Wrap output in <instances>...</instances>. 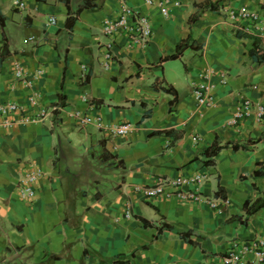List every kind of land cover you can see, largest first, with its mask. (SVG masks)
<instances>
[{
  "label": "crops",
  "instance_id": "0c3cea01",
  "mask_svg": "<svg viewBox=\"0 0 264 264\" xmlns=\"http://www.w3.org/2000/svg\"><path fill=\"white\" fill-rule=\"evenodd\" d=\"M14 1L0 0V49L5 37L9 50L0 61V103L28 104L36 90L41 105L57 109L43 121L0 128V264H206L234 241L264 236V207L250 216L244 210L246 200L264 195V174H252L264 170V140L251 142L264 134V113L257 117V106L264 107V60L249 55L253 38L263 52L264 41L234 28L226 13L262 12L264 0H178L168 17L160 0H90L96 6L81 11L71 29L66 18L84 0H23L24 10ZM124 4L148 17L151 39L142 47L117 34L105 67L103 44L110 38L102 24ZM188 37L197 49L161 61ZM15 63L28 76L38 68L43 74L24 88ZM205 70L215 87L213 106L192 95ZM246 98L250 114L233 122ZM76 110L100 116L104 127L81 125ZM121 122L131 123L127 134L107 129ZM225 142L247 148H223L205 165V149ZM65 153L76 156L74 172L59 166ZM32 160L43 175L30 203L17 195L15 182L20 165ZM195 171L207 176L203 195L227 200L218 202L220 212L172 197L148 201L134 190L159 175Z\"/></svg>",
  "mask_w": 264,
  "mask_h": 264
},
{
  "label": "built area",
  "instance_id": "2783aa9c",
  "mask_svg": "<svg viewBox=\"0 0 264 264\" xmlns=\"http://www.w3.org/2000/svg\"><path fill=\"white\" fill-rule=\"evenodd\" d=\"M146 4H154L153 0H145ZM163 16L168 17L171 14V5L179 4L178 0H160L157 1ZM14 5L18 10L26 9V3L23 0H15ZM229 20L233 23L234 28L254 37H260L264 41V9L262 12L247 9L245 7L234 9H226ZM49 23H55V18L50 17ZM103 33L109 37V41L104 43L102 53L103 65L109 66L112 59L114 38L119 33H124L132 40L133 45L146 46L152 35V27L148 17L135 10L129 5H123L119 15L115 18H105L102 24ZM30 41L31 38H28ZM43 69L38 68L31 76H28L25 69L19 64L14 65V75L16 81L24 88H31L33 81L41 77ZM211 71L205 70L199 74L197 83L192 88V95L199 105L213 106L216 103V94L214 83L210 80ZM85 75H83V78ZM85 77L83 80H85ZM226 81V75L221 74L220 82ZM255 87V86H254ZM251 101L244 99L240 103V107L234 112L232 121L242 115H249L251 111ZM57 109L56 106L45 108L41 105L40 94L34 90L28 104H20L16 101H6L0 103V128H10L16 121L22 123L43 121L47 114H52ZM264 113L262 104L257 106V117L260 118ZM73 117L78 120L81 125L92 124L97 127H104L100 116H89L86 113L76 110ZM131 123L121 122L107 126L110 132L117 135L127 134L130 130ZM19 176L16 178L15 190L20 199L31 201L37 195V185L43 175L40 166L34 161H25L20 165ZM207 176L205 173L195 171L191 175L178 174L175 177L167 175H159L149 185L135 186L134 190L141 192L143 197L152 201L154 199L175 198L187 203L207 204L211 208H215L220 212L218 202L222 201L227 204L226 199L205 196L201 192V187L206 183ZM128 217L129 210H125ZM250 261L264 264V236L256 237L248 241H234L228 249L217 259H210L206 264H249Z\"/></svg>",
  "mask_w": 264,
  "mask_h": 264
},
{
  "label": "trees",
  "instance_id": "16d2710c",
  "mask_svg": "<svg viewBox=\"0 0 264 264\" xmlns=\"http://www.w3.org/2000/svg\"><path fill=\"white\" fill-rule=\"evenodd\" d=\"M65 2L67 3L68 0H65ZM95 6H96V3H91L90 0H84V2L81 5H79V7L75 10V14L74 15H70L69 14L67 16V18H66L67 27L70 28V29L72 28V26L75 23V20H76L78 14L81 11H83L84 9H87V8L95 7ZM0 23L3 26L4 21H3V18H2L1 15H0ZM237 36L243 37V35H241V34H238ZM3 37H4V35H3ZM3 40H4V42H3L2 47L0 49V61H2L3 58H5V56H7L9 54L6 38L4 37ZM189 46H194L195 49L198 48V45H193V42L189 41V37H188L187 39H185V40L181 41L179 44H177L176 50H175L174 53H172L170 55H167L165 57H162L161 61L169 60V59H175V58L179 57L180 54L182 53V51L185 50L186 48H188ZM250 48H251L249 50V55L250 56L253 57L254 54H257V56H258L257 60L258 61H263L264 60V52L260 48L258 38H253ZM166 90L168 92H172V93L175 92L173 87H168V88H166ZM64 98H65L64 95L61 94L60 95V101L57 102V105H59V106L64 105ZM262 140H264V134L262 136L256 138L254 141H251V142L253 144V143H256V142H259V141H262ZM226 147H231L232 149H235V150L247 148V146L245 144H239L237 142H225L223 144L213 143L212 145L207 147L205 149L204 153H203V155L207 157V159L204 161V164L205 165H213L215 163L214 162V156L221 149L226 148ZM252 174L255 175V176H259V175L264 174V170L256 169V170H254L252 172ZM263 207H264V195H263V197H258V198L254 199L252 201L246 200L245 203H244V210H245L246 216H250L251 214H253L254 212H256L257 210H259V209H261ZM167 228H171V227L169 226ZM180 235L184 236V233H180Z\"/></svg>",
  "mask_w": 264,
  "mask_h": 264
},
{
  "label": "rangeland",
  "instance_id": "374dc122",
  "mask_svg": "<svg viewBox=\"0 0 264 264\" xmlns=\"http://www.w3.org/2000/svg\"><path fill=\"white\" fill-rule=\"evenodd\" d=\"M18 20V19H17ZM13 23H15V24H12L11 22H9V24H10V26L11 25H18V22H13ZM13 28L14 27H17L18 29L19 28H21V27H23L21 24H19L18 26H12ZM23 29V28H22ZM21 29V30H22ZM2 47V46H1ZM63 146L64 147H66V148H68L69 147V145H67V144H63ZM76 146L78 147V149L79 150H83V147L79 144V143H76ZM61 148L63 149V147H62V145H61ZM92 151V150H91ZM62 152V151H61ZM61 152H60V154H61ZM66 155H61L62 156V159H61V162L59 163V166L61 167V168H63V170H66V165H69L71 168H70V170H71V172H74V164H77L78 163V161H76L75 160V158H76V156H74V155H72V153H70V155H69V153H65ZM67 155H69V156H71V159H70V157L68 158V160L65 162V159H66V157H67ZM89 155V154H88Z\"/></svg>",
  "mask_w": 264,
  "mask_h": 264
}]
</instances>
